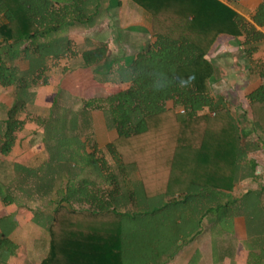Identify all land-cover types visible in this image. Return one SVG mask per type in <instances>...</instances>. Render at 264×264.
Returning <instances> with one entry per match:
<instances>
[{"label":"trees","instance_id":"trees-1","mask_svg":"<svg viewBox=\"0 0 264 264\" xmlns=\"http://www.w3.org/2000/svg\"><path fill=\"white\" fill-rule=\"evenodd\" d=\"M130 1L149 15L155 41L122 61L110 59L104 44L80 51L68 35L71 29L92 28L103 0H0V87L13 92L0 123L1 156L12 151L35 89L49 85L50 72L61 61L90 69L99 84L120 86L106 97L84 100L57 86L45 119H35L45 132L46 169L8 170L0 162L1 201L13 197L12 183L22 191L29 178H37L40 197L56 190L41 264H146L150 251H169L203 217L216 223L240 215L247 228L254 225L261 234L257 243L264 255V187L238 199L228 194L238 181L254 176L245 162L258 145L242 142L236 117L221 96L211 94L215 71L207 60L219 35L242 38L249 58L264 45L256 29L264 25V0L253 24L218 0ZM73 67L64 66L61 73ZM257 73L262 84L246 99L254 131L264 134V60ZM169 99L182 111L164 109ZM91 112L101 113L106 130L116 134L105 147L115 170L96 144L76 150L78 127L89 124ZM68 141L74 145L66 146ZM78 163L90 175L106 176L112 187L90 190ZM119 183L127 190H118ZM197 201L204 210L191 209ZM183 205L190 210H181ZM15 228L9 216L0 219V257L12 249Z\"/></svg>","mask_w":264,"mask_h":264},{"label":"crops","instance_id":"crops-1","mask_svg":"<svg viewBox=\"0 0 264 264\" xmlns=\"http://www.w3.org/2000/svg\"><path fill=\"white\" fill-rule=\"evenodd\" d=\"M58 1L60 3H66L70 0ZM218 1L229 6L249 24H253L252 17L255 14L258 6L263 2V0ZM103 2L104 3L102 6L101 14L96 24L92 28L86 29L87 38L82 39L80 42L76 41V45L80 51L93 48H85L84 45L89 40H95V42L98 43L97 45L104 44L107 47L110 59H123L122 61H124L125 59L134 56L141 49L145 48L147 45L152 44L155 41V38L153 37L151 31L150 17L141 8L133 4L130 0H103ZM259 28L260 27H256L258 31ZM77 30L79 29H71L70 31ZM68 35L69 37H73L70 34ZM241 42L242 38H233L225 35H219L213 43L211 51L210 53H208L209 55H207V60L213 65L215 71L212 79L209 82L211 94L213 96H221L230 112L231 109L229 107L231 106V104H233L231 102L232 98L231 100L227 99V95L223 93L214 94L212 88L214 85H217L219 80L221 79V70H227L231 66H241L243 70V74H241L242 78L238 79V81L245 84L241 88L244 91L242 98L245 101V114L248 124L247 127H243L241 130H244L246 135L248 133L250 138H254V140L252 141L248 140L250 143L260 146V148L257 151H254L252 153V156L248 158L249 160H247L246 158L245 165L250 168L249 170H253L254 176L244 179V182L246 184H249V186L253 187H250L248 190L242 193L241 196H243L247 192L258 191L262 187H264V185L258 182L261 177L260 174L264 173L263 169L261 168L264 163H260L257 159H255L254 155L256 152H260L262 150L264 151V134L254 131L251 124V114L246 99V95L251 93L262 84V80L258 76L257 70L264 58H253L254 54L260 51V49L249 58L244 53ZM21 63H19V66ZM50 75H54L53 72H50ZM224 75H226V72H224ZM235 80L237 81V77L235 78ZM119 87L120 86L115 88V91L113 93L118 92L120 90ZM0 91H2L4 93L3 96H5V99H0V109L3 113V117L0 118V123H2L5 119L6 109L12 103L13 92L10 88L3 89L1 87ZM36 97L37 94L35 91V98ZM163 106L164 109L174 108L175 111H182L181 107L174 106V102L171 99L166 100ZM25 112L26 113L21 116V119L24 120V125L22 127V130L16 133V143L12 151L7 156L0 155V162H2L8 170L12 168V165L28 166L29 164L37 163L39 161H42L46 164L49 159L45 145L40 137L33 138V143L31 146L26 145V142L29 140V138L33 136L32 132L40 130L42 129V127L39 123L34 122L35 119H39L37 116V118H34L33 113L29 112V109ZM93 113L94 112H91L90 120L93 119ZM238 118L239 117H236V119L239 121ZM30 119H33V122H31ZM243 120L245 121L246 119L242 118V120L240 121ZM244 121L243 123L245 125L246 123ZM242 134H244V132H242ZM246 135L244 134V136ZM112 140L113 139L106 142L96 141L94 144H96L97 148L102 151V148H105L106 145ZM36 142L42 146L43 151L45 152V156H34L33 154L28 158L27 154L34 150L33 144ZM21 149L25 150V155L18 153L21 151ZM132 178L133 182H137L139 180L137 173L132 174ZM242 181L243 180H241V182ZM238 183H240V181H238ZM238 183L235 185L233 190L228 193L233 198L235 197L234 192L237 188ZM101 186L99 188L101 190L106 187L111 188L109 185V187L105 186L104 184H102ZM127 188L128 186H126L125 184L119 183L118 185V190L124 191L127 190ZM55 191L56 190H53L52 192L42 197H40V194L38 192L34 194V197L30 198L32 200L23 198V201H25L26 203L22 206L28 207L32 211H40L33 204L38 203L39 206H41V204L52 203L51 205L55 208L57 204V196ZM241 196L235 197V199H238ZM191 205L194 206L191 209H196L198 211L204 210V204H200L198 201L197 203L194 202V204ZM181 210H190V205H183ZM20 212L21 211L19 209L17 212L7 211V208L4 209L2 207V202L0 203V219L9 216L16 224L15 230L9 236V240L13 243L12 247L16 246L15 240L17 239L21 231L20 221L23 220L21 218ZM198 219H200L199 215ZM226 221L228 222V224H226L225 222L222 227L220 226L221 229H218V227L212 228L214 227V225L218 224L219 221L216 223L215 221L209 222L206 217H203L192 236L188 235L182 237L173 246L171 245L172 247L169 249V251L158 250L155 253L153 251H150L148 258H146L145 260L146 264H264V255L263 253L259 252L257 243L261 240V234L259 232H254V225H252V230L247 228L245 217H236L234 218V220H232V222L231 219H228ZM23 222L24 224L29 223V220ZM208 228H210L212 231L209 234V237H204L203 239H201L200 233L204 232ZM37 240L38 236L29 234L26 241V253L23 255L16 254L14 257L8 258L6 256H1L0 264H41L42 260L46 257L48 252L47 244L49 235L48 240L46 241L44 254L41 256L39 255V257L35 259H31L27 256V254H29V252L33 254ZM211 243H213V245H211ZM207 244L209 245L207 246ZM138 262L139 263L137 264H140L139 260Z\"/></svg>","mask_w":264,"mask_h":264},{"label":"rangeland","instance_id":"rangeland-1","mask_svg":"<svg viewBox=\"0 0 264 264\" xmlns=\"http://www.w3.org/2000/svg\"><path fill=\"white\" fill-rule=\"evenodd\" d=\"M68 34L73 36L72 38L75 41H79V42L82 39L87 38L86 37V30H82V29H79L77 31H70V32H68ZM97 44L98 43L95 42V40H89L86 42V44L84 46H85V48H91ZM259 57L264 58V46H262L260 48V51H258L253 56V58H255V59H257ZM75 64L76 63H74L73 61H70V62L65 61V60L61 61L59 66L51 71V72H53L54 75L51 76V79L49 81L50 84L48 86H45V87L39 86L35 89L37 97L35 98L33 105H31L30 107L27 108V110L29 109V112L33 113L34 118L38 117L41 119H45L44 116L47 113V108L50 106L51 100H52L53 95H54V91H55L57 86H60L61 88L70 92L73 97H77V98H75L77 100L106 97V96L110 95L111 93H113L115 91V88L118 87L117 85H113V84H109V83H106L104 85L99 84L98 82L94 81L93 76L91 75L92 72L90 69H80L77 67L74 68L73 65H75ZM64 66H66L67 68L73 67V71H71L69 73L62 74L61 69ZM20 67L25 69L26 64L21 63ZM224 72H226V75H224ZM257 72H258V70H257ZM241 74H243V70H242L241 66H238V67L231 66L227 70H221V79L219 80L218 84L214 85L212 88L214 94L223 93V94L227 95V99L231 100V98H232L231 102L233 104H231V106L229 107L231 109L230 113L233 114L234 117L235 116L239 117L238 118L239 121L238 120L237 121H238V125H239L240 130L243 127H247V124H248L246 114H245V112H246L245 111V105H244L245 101L242 98L244 91L241 88L245 84L243 82L238 81V79L242 78ZM106 76H113V74L108 73ZM236 77H237V81L235 80ZM101 79H104V77ZM3 94L4 93L2 91H0V99L1 98L5 99V96H3ZM245 94H246V92H245ZM238 98H239V100H238ZM75 99L73 102L76 101ZM2 117H3V113L1 112V109H0V118H2ZM242 118L246 119L245 121L243 120L246 123L245 124L246 126L244 125L243 121H240V120H242ZM30 121L33 122V119H30ZM34 122H36V120H34ZM78 130H79V133H77V134H79L80 141L76 140V144H75V145H77L76 150L78 152H81L84 148L86 149V146H88L89 150H91L90 145L94 144L96 141H98V142L99 141H103V142L110 141L111 139L115 138V135H116L114 131H108L105 129V125L103 122V116H101V114L98 112L93 113V119H91L89 121V124L84 125V127H83V125L81 127H78ZM241 131L244 132V134L246 135L244 130H241ZM44 133L45 132L43 129L33 131L32 132L33 136H31L29 138V140L26 142V145L31 146L33 143V138H36V137L39 138L40 137V139H41V136L43 137ZM244 134H242V137H243L242 142H245L248 140L249 141L254 140V138L249 137L248 133L246 136H244ZM54 138L55 137H49L48 140L54 139ZM58 141H59V139L56 142H58ZM68 143L69 144H67L66 146L74 145L73 141H68ZM33 147H34V150L31 151L32 153L30 152L29 154H27L28 158L30 156H32L33 154H34V156H39V155L45 156V152L43 151V148L39 143H37V142L34 143ZM259 148H260V146H258V149ZM257 150H255V151H257ZM102 151H103V154L106 157L109 165L112 167L113 170H115L114 169L115 168L114 162H113L112 158L106 152V148H102ZM253 152L254 151H251L247 154V157H246L247 160H249L248 158L252 156ZM18 153H21L22 155L26 154L24 149H21V151ZM254 155H255V159H257L260 163L261 162L264 163V151L263 150L260 152H256ZM78 164H77V166H79V168H82V170L85 171L84 175H82L81 177L84 179H87L86 181L90 184V190H97L98 188H100V186L102 184H104L105 186H108V185L110 186V183H109L110 181L108 180V178L106 176L101 175V178H100V177L96 176V174H93V173H92V175H90V173H88L87 166H84L83 164H79V165ZM46 165L47 164H45L44 162L39 161L37 163L29 164L28 166H22V168L25 171L36 172L37 169H40L42 167H44L46 169ZM81 165H83V166H81ZM261 168L263 169V172H264V164ZM89 175H90L91 179L89 178ZM260 175H261V177H260V180H258V182L260 184L264 185V173H262ZM91 181L94 182L96 185V186H94V189H92V186L94 184L92 185ZM244 181L245 180H243L242 182L240 181V183H238L237 188L234 192L235 197L241 196L242 193H244L250 187H253V186H249V184H246ZM23 182L26 183V186L23 185L22 189L26 190L27 191L26 193L23 190L19 191L20 187H18L17 185H14L12 183L8 187V189L10 190L11 193H14L13 197L11 199H7L6 202L0 201V203L2 202V207L4 209L7 208V211H16L17 212L19 209L21 211L20 213H21L22 220L23 221L29 220V223H25V224L23 221H20V226H21L20 230L21 231H20V234L18 235L17 239L15 240L16 246L12 247V249L10 251H7L5 253V256L8 258V257H14L16 254L17 255L25 254L27 251L26 241L28 239L29 234H33V235L38 236V240H37V243L35 245V249H34L33 254L29 252V254H27V256L30 257L31 259H35V258L39 257V255L41 256L44 254L46 241L48 240V234L46 231V227H47V225H48V223L52 217V214H53L55 208L51 205L52 203L51 204H41V206H39L38 203L33 204L40 211H37V210L32 211L28 207L22 206L23 204L26 203L25 201H23V198L30 199L29 195L34 197V194H36L34 191H37V187H38V185H36V184H39L37 178H29V180L25 179ZM99 184H101V185H99ZM15 186H17V187H15ZM34 189H36V190H34ZM3 194L0 195V200L3 196ZM41 194L44 195L43 193H41ZM30 200H32V199H30ZM57 200H58V196H57ZM54 204H55V202H54ZM86 206L87 205L85 204L83 206L76 205L75 207H86ZM183 212L184 211H182V213ZM222 212L223 211H221V213ZM236 217L242 218L244 216L240 215V216L231 217V222ZM220 222H222V223H220ZM225 222H226V224H228V222L225 221V219H224L222 221H219L218 224L214 225V227H212V228L218 227V229H221L220 226L222 227V225H224ZM211 232H212L211 229L208 228L204 232L200 233L201 239H203L204 237H209V234ZM193 233L190 234V236H192ZM208 245L209 244H207V246ZM211 245H213V243H211ZM4 259H6V258H4Z\"/></svg>","mask_w":264,"mask_h":264},{"label":"built area","instance_id":"built-area-1","mask_svg":"<svg viewBox=\"0 0 264 264\" xmlns=\"http://www.w3.org/2000/svg\"><path fill=\"white\" fill-rule=\"evenodd\" d=\"M259 32L262 34V36L264 38V25L263 26H260Z\"/></svg>","mask_w":264,"mask_h":264}]
</instances>
